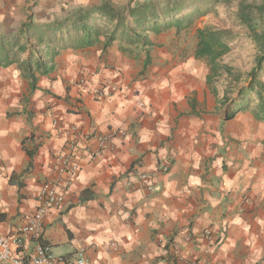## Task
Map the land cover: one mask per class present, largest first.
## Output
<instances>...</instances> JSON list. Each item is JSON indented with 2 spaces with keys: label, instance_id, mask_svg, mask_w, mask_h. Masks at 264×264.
<instances>
[{
  "label": "crops",
  "instance_id": "crops-1",
  "mask_svg": "<svg viewBox=\"0 0 264 264\" xmlns=\"http://www.w3.org/2000/svg\"><path fill=\"white\" fill-rule=\"evenodd\" d=\"M92 1L100 0H78ZM23 6L0 0V15ZM17 28L4 23L3 32ZM160 34L148 32V46L62 50L33 90L15 65L0 67L1 236L35 210L69 139L80 152L98 146L95 133H112L94 158L82 152L64 204L46 215L42 242L54 256L72 260L84 247L88 264H264V120L249 109L223 119L208 71L194 55L172 53ZM206 228L212 239L200 234Z\"/></svg>",
  "mask_w": 264,
  "mask_h": 264
},
{
  "label": "trees",
  "instance_id": "trees-1",
  "mask_svg": "<svg viewBox=\"0 0 264 264\" xmlns=\"http://www.w3.org/2000/svg\"><path fill=\"white\" fill-rule=\"evenodd\" d=\"M220 1L176 0L162 3L145 0L123 9L111 0H100L90 5L75 6L60 17L38 25L28 16L15 31L0 33V67L15 65L33 90L40 76L54 71L55 58L62 50L90 47L100 42L105 50L116 40L148 46V32L157 34L170 27L179 31ZM223 1L226 5L232 3V0ZM235 6L237 19L262 51L256 59L251 81L239 84L241 73L220 62V58L233 48L230 41L235 36L229 28H198L194 56L207 62V84L218 111L223 109L220 114L223 119H231L238 112L248 109L246 98L254 92L258 101L253 114L257 119L264 120V85L255 82L264 60V33H256L252 25L253 14L264 12V2L257 5L238 0ZM146 64L147 61H144ZM221 79L224 83H219ZM218 86L223 87L221 96L218 95Z\"/></svg>",
  "mask_w": 264,
  "mask_h": 264
},
{
  "label": "rangeland",
  "instance_id": "rangeland-1",
  "mask_svg": "<svg viewBox=\"0 0 264 264\" xmlns=\"http://www.w3.org/2000/svg\"><path fill=\"white\" fill-rule=\"evenodd\" d=\"M46 1V0H45ZM113 3L119 7L126 9L129 5L133 6L136 3L143 2L145 0H111ZM162 3L167 1H176V0H158ZM238 0H232L231 5H226L224 1H220L217 4H214L207 12L202 15L195 17L191 24L188 26H183L179 31L174 27L167 28L161 31L158 36L162 34L165 35L168 47L171 52L177 53L180 52L184 57L189 59L194 55L197 37L196 31L198 28L210 27V28H229L231 29L233 35L235 36L234 40H231L230 43L233 44V48L223 55L220 58V62L227 66L232 67L236 71L241 73V80L239 84H247L251 81V73L256 67V59L259 55H262V51L258 46L257 42L254 41L248 33L247 28L239 22L236 16V2ZM250 4H261L264 0H246ZM93 2V1H92ZM89 2L94 4L95 2ZM78 0H48L43 3L41 0H24V6L19 9L18 13L13 16L5 18L3 14L0 15V33L3 32L4 23H7L10 28L15 29L22 21H25L28 16L31 17L34 24H41L52 21L55 17H60L65 14L68 10L79 6ZM89 4V5H90ZM82 5V4H81ZM252 25L255 28L256 33H264V12L256 11L252 16ZM153 33V32H150ZM156 34V33H154ZM157 40V38H156ZM176 41L177 43H173ZM165 40L160 43V46L165 45ZM171 42V43H170ZM180 50V51H179ZM195 57V56H194ZM196 66L198 68H204L208 71L207 62L204 59H199L195 57ZM110 69H115L111 67ZM144 68L138 75L144 74ZM251 76V77H250ZM256 81L261 82L264 85V60L261 64V68L256 74ZM224 78V77H223ZM222 78V79H223ZM220 80L219 83H224L223 80ZM219 83L217 85H219ZM222 86H218V95L221 96ZM249 102V111L253 113V109L257 105V96L254 92L249 93V97L246 98ZM218 114H221L223 109L221 108L218 111ZM221 116V115H220ZM255 116V115H254Z\"/></svg>",
  "mask_w": 264,
  "mask_h": 264
},
{
  "label": "built area",
  "instance_id": "built-area-1",
  "mask_svg": "<svg viewBox=\"0 0 264 264\" xmlns=\"http://www.w3.org/2000/svg\"><path fill=\"white\" fill-rule=\"evenodd\" d=\"M78 82L83 84L84 79L81 78ZM95 96L97 98L105 97L104 87L96 88ZM54 123L56 122L54 121ZM70 130L73 134L80 135L75 125H72ZM94 136L98 144L96 148H82L78 152L76 151V139H69L68 151L56 153L53 156L51 173L42 181L36 195L35 210L26 217L16 234L0 235V264H88L84 247L76 249L72 260L63 259L52 254L50 247L42 242V237L47 213L51 209L61 208L64 204L65 194L79 171L78 160L82 157V152L84 151L87 156L94 158L110 145L112 133H95ZM168 167L167 162H163L160 166L162 172H166ZM139 177L146 184V189L151 190L152 184L149 181V175L141 173ZM200 234L206 239L213 238L211 228L202 230ZM186 240L192 241V238L188 235ZM27 241H30L32 246L26 253ZM184 264H194V261L185 258Z\"/></svg>",
  "mask_w": 264,
  "mask_h": 264
}]
</instances>
